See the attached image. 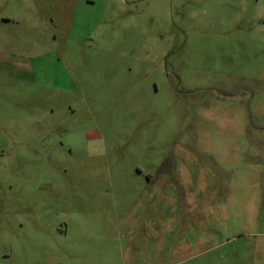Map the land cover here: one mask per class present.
<instances>
[{
	"label": "rangeland",
	"instance_id": "rangeland-1",
	"mask_svg": "<svg viewBox=\"0 0 264 264\" xmlns=\"http://www.w3.org/2000/svg\"><path fill=\"white\" fill-rule=\"evenodd\" d=\"M37 3L39 28L0 22L47 54L0 77V264H118L160 218L170 252L192 201L264 200V0Z\"/></svg>",
	"mask_w": 264,
	"mask_h": 264
},
{
	"label": "crops",
	"instance_id": "crops-1",
	"mask_svg": "<svg viewBox=\"0 0 264 264\" xmlns=\"http://www.w3.org/2000/svg\"><path fill=\"white\" fill-rule=\"evenodd\" d=\"M37 1L39 0H0V14L3 16L0 22L8 26L15 25L13 28L16 27L18 31H25L27 22L30 27L39 28L41 12L38 10L41 7ZM98 2L99 0H78V12L84 15V6L93 7L99 4ZM9 38L12 43L7 42L10 39L3 40L4 43L0 42V77L7 80L26 78L33 83H40L41 64L47 54L25 55L24 52L17 50L20 45L19 36L16 38L9 36ZM10 46H14L15 50ZM26 74H29V77H26ZM255 144L260 145L264 152V139H259ZM228 157L224 162L225 168H232L234 164L232 156ZM216 160L219 162L215 165V169L223 164L219 156ZM213 170V168L209 171L203 170L201 175L195 172L194 180L199 176L202 179L204 173L208 172L207 176H210L212 182L216 184L218 175ZM245 170L249 177L252 173L251 167L246 165ZM180 178L178 176L177 184L187 186V182L184 183ZM247 181L246 178L243 180L244 183ZM196 182L200 183L199 180ZM172 191L174 196V186ZM199 195L198 193L197 197ZM211 199L212 194L206 197L205 202L192 201L195 230L191 239L182 233L176 239L177 244L167 252L166 238H164L167 228L164 227L168 225L165 223L168 218L162 220L160 218L156 229L152 222V229L145 230L146 234L150 235L149 239L144 240L149 252H139L136 244L135 252H116L118 264H264V200L248 198L235 202L230 197L222 203H217ZM132 237L133 235L129 241H132Z\"/></svg>",
	"mask_w": 264,
	"mask_h": 264
}]
</instances>
